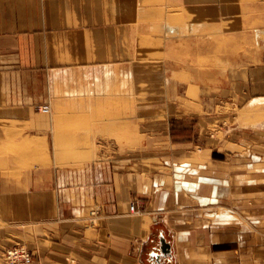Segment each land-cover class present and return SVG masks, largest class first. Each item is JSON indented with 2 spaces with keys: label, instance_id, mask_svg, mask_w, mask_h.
I'll use <instances>...</instances> for the list:
<instances>
[{
  "label": "crops",
  "instance_id": "crops-1",
  "mask_svg": "<svg viewBox=\"0 0 264 264\" xmlns=\"http://www.w3.org/2000/svg\"><path fill=\"white\" fill-rule=\"evenodd\" d=\"M239 2L264 38V0L195 7L229 22ZM134 7L132 0H0V119L34 121L50 70L124 60V26L120 42L110 29L129 23ZM253 59L240 83L246 106L264 101L263 43ZM191 121L170 119L164 159L153 168L113 180L99 174L90 186L57 181L43 146H0V264L15 245L40 264H264V123L245 125L232 113ZM89 200L99 207L91 224ZM161 235L172 255L157 260Z\"/></svg>",
  "mask_w": 264,
  "mask_h": 264
},
{
  "label": "rangeland",
  "instance_id": "rangeland-1",
  "mask_svg": "<svg viewBox=\"0 0 264 264\" xmlns=\"http://www.w3.org/2000/svg\"><path fill=\"white\" fill-rule=\"evenodd\" d=\"M167 2L176 13L161 12ZM132 3L135 7L129 23H113L110 29L111 37L120 42L124 26L123 43L128 52L124 60L50 70L44 74L43 94L38 92L33 107L34 121L20 124L0 119V130L11 127L4 131L0 146H43L44 166L53 169L65 187L74 180L90 186L99 174L113 180L117 173L126 174L136 166L141 172L153 168L151 165L164 159L161 151L168 138L167 123L173 117L184 116L194 122L213 113H232L245 125L264 123V101L248 106L239 102L244 69L255 63L254 51L264 44L248 6L237 3L233 19L227 22V18L222 20L207 10L203 11L207 19L203 17L195 7L198 0H187L194 3L190 6L183 0ZM147 3L149 29L145 41L138 44L136 5ZM182 23L187 28L179 37L189 43L195 40L194 46L207 48V55L169 44L167 35L179 31L177 26ZM246 35L253 38L245 41ZM231 48L236 50L232 56L227 53ZM129 74L134 77L129 79ZM44 106L49 113L41 112ZM216 120H209L210 131L218 130ZM87 208L88 224L95 223L98 204L89 200Z\"/></svg>",
  "mask_w": 264,
  "mask_h": 264
},
{
  "label": "bare ground",
  "instance_id": "bare-ground-1",
  "mask_svg": "<svg viewBox=\"0 0 264 264\" xmlns=\"http://www.w3.org/2000/svg\"><path fill=\"white\" fill-rule=\"evenodd\" d=\"M118 2V1H117ZM165 5V3L163 4ZM137 8L135 10L136 14H135V24L138 25V27L140 28L139 29V32L135 35V40H137L138 44H141L142 41H145L146 39V35H145V31L149 29V26H148V19L151 18V15L147 12L148 9H149V6H150V3H147V4H138L136 5ZM164 7V8H163ZM162 9H163V12H162ZM173 9H175V7H173V5H171L170 3H166V7L165 6H162V8H160L161 12L165 15L166 12L167 13H173L175 12L176 13V10L175 11H172ZM185 20L189 21V19H186ZM191 22V21H190ZM195 20L192 21V23H194ZM179 31H175V33H172V34H168L167 35V38L169 39V41H171L169 44L172 46V45H179V47H184L187 51H190V50H194L195 48V51H191L193 52L194 54H203V55H207L208 54V49L205 48L206 50H204L203 48L199 47V46H194V42L195 40L193 41V43H189L187 40H182L181 35H179V32L182 34L184 32V30L187 28V25H184V23L180 24L179 26H177ZM193 27V26H191ZM185 33V32H184ZM246 39L245 41H249L250 39L253 38V35L249 37H247V35L245 36ZM249 39V40H247ZM163 40V39H161ZM118 41V40H117ZM179 41V43H178ZM182 41H185L184 43H182ZM187 41V42H186ZM140 46V45H139ZM150 51V50H149ZM258 52V51H257ZM256 51H254V53L257 54ZM207 53V54H206ZM227 53H229L231 56L234 55L236 53V50H233L232 48L231 49H228L227 50ZM104 69V68H103ZM94 71V70H93ZM127 72V71H126ZM94 73V72H93ZM128 73V72H127ZM58 74V73H57ZM117 74V73H116ZM119 74V72H118ZM56 76V75H55ZM131 77H134V75H131L129 74V79H131ZM120 78V77H119ZM125 78V77H124ZM97 80V79H96ZM55 93V92H54ZM61 94V92H60ZM67 96V95H66ZM257 105V104H256ZM255 105V106H256ZM260 113V112H259ZM263 114V113H262ZM261 115V114H260ZM260 117V116H259ZM256 118V117H255ZM258 118V117H257ZM262 122V121H261ZM244 126V125H243ZM246 127V126H245ZM248 127V126H247ZM263 127V126H262ZM261 127V129H262ZM259 128V126L257 127Z\"/></svg>",
  "mask_w": 264,
  "mask_h": 264
},
{
  "label": "built area",
  "instance_id": "built-area-1",
  "mask_svg": "<svg viewBox=\"0 0 264 264\" xmlns=\"http://www.w3.org/2000/svg\"><path fill=\"white\" fill-rule=\"evenodd\" d=\"M42 113H49L48 106H44ZM134 206H131L133 210ZM4 264H40L34 261L31 253L23 246H13L5 251Z\"/></svg>",
  "mask_w": 264,
  "mask_h": 264
},
{
  "label": "water",
  "instance_id": "water-1",
  "mask_svg": "<svg viewBox=\"0 0 264 264\" xmlns=\"http://www.w3.org/2000/svg\"><path fill=\"white\" fill-rule=\"evenodd\" d=\"M159 245H160V254L155 255L157 260H159L161 255H165V256L172 255L171 244L162 235L159 237Z\"/></svg>",
  "mask_w": 264,
  "mask_h": 264
}]
</instances>
